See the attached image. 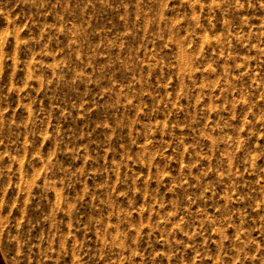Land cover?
<instances>
[{
	"label": "rangeland",
	"instance_id": "obj_1",
	"mask_svg": "<svg viewBox=\"0 0 264 264\" xmlns=\"http://www.w3.org/2000/svg\"><path fill=\"white\" fill-rule=\"evenodd\" d=\"M0 264H264V0H0Z\"/></svg>",
	"mask_w": 264,
	"mask_h": 264
}]
</instances>
